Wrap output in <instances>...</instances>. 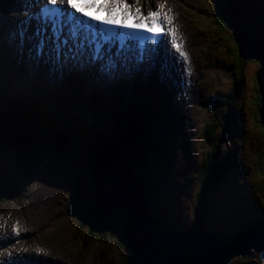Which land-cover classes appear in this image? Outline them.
Masks as SVG:
<instances>
[{
    "label": "rangeland",
    "instance_id": "obj_1",
    "mask_svg": "<svg viewBox=\"0 0 264 264\" xmlns=\"http://www.w3.org/2000/svg\"><path fill=\"white\" fill-rule=\"evenodd\" d=\"M166 1L168 7L177 14V18L183 24L181 28L185 34L186 47L191 50L193 61L199 66V75L203 76L204 74L210 80L208 78L203 80L202 77L203 82L197 83L193 90L177 88L173 92L170 86L165 85L164 80L168 78L170 81L173 80L178 83L182 81V73L180 72L182 67L180 64L167 63L160 70L166 75L157 76L160 78L159 80L153 78L152 84L146 88V90L151 91V96H155L154 92H158L156 101L162 100L161 105L172 111L170 115L159 114L157 116L159 125L161 119L169 120L168 124L172 129L168 136L169 144L177 148L179 145L186 147V142H189L190 139V146H192L191 152H188V149H185V152L182 150V153H185L182 156L183 159H180L183 166L180 164L179 168L174 167L171 165L172 158L169 159V166L161 174L165 175L164 186L168 180L167 187L160 190L155 196L152 194L148 197L150 200L149 211L153 217L152 219L148 216V221L156 227H158L156 224L158 221L164 228H175L185 232H189L194 227V210L197 208L196 211H199L200 208L198 207L200 198L197 194L199 192L197 177L199 179L200 177L199 175L196 176V169L199 168L197 151L201 154L203 150L218 143V138H222L226 145V147L222 146V158L232 156L240 165L248 164L247 171L250 167L252 170L251 175L247 176L249 183L247 188L229 189L227 185H222L210 201L204 204L201 218L206 217L205 229L209 233H215L218 239L214 236L213 238L221 242L220 240L226 239L224 235H235L234 232H238L242 225L250 224L254 219L261 220V216L264 218V202H260L264 200V191L260 189V182H264V170L258 163L262 161L264 166V139L256 126V106L254 104L256 97L255 78L260 69V64L258 60H247L246 64L239 65L235 60L236 54L231 51L229 44H226V39H228V43H231L230 37L232 35L235 37L234 31L231 34L230 31L222 30L215 19L220 8L226 4V0ZM136 2L145 7H150L154 3L152 0H136ZM10 3L8 2L5 6L8 7V10H2L0 1V27L2 24H9L8 19L18 14V11L13 12L14 9L20 6L24 9L23 0H18L15 7H13L14 3L9 5ZM26 62L31 68L34 67L31 61L27 60ZM26 73L36 74L37 69H29L24 75ZM38 79L41 81L40 74ZM95 80L96 78H92V75L86 78L91 92L89 96L92 97L93 103L78 96L83 101L79 99L77 104L81 105L83 102L84 106L89 104L93 114L97 115L98 112H102L103 119L108 117L114 120L116 118L117 110L113 112L109 109L111 104L119 106L114 102V98L125 100V103L121 105L123 107L128 98H132L130 96L138 92L130 83L123 86L117 84L114 88L118 90L114 88L107 90ZM28 85H31V82ZM47 85L50 86L48 83ZM2 86L4 85H1V88ZM3 91L7 93V91ZM3 91L0 89V93ZM191 91L195 92L196 95L192 96ZM124 92L129 93V96L125 97ZM217 93L218 96L231 95L230 104L234 105L231 111L228 109V112L232 113L226 114L229 120L227 119L224 125L220 123L221 118L224 119L225 115L220 117L219 100L215 101L212 109H209V104H206L209 99L207 98V101L203 99L205 96L211 95L212 97ZM135 102L138 103L137 100ZM147 102L149 103V101ZM186 105H189L190 108L185 109ZM40 108L47 114L52 111L47 103L41 104ZM52 108L55 109V106L52 105ZM123 113L124 111L121 110L122 116ZM15 114L16 118L22 117L20 113ZM178 119L183 123L179 122ZM186 120L190 122L188 123ZM49 123L51 124V121ZM1 126L8 127L9 130L15 129L13 125ZM23 126L24 128L20 127V130L24 136L27 133H30L31 136L34 135L33 123L29 121ZM53 127L50 132L44 125L41 126V140L47 135L51 136L52 133H58L59 128ZM94 131L103 134L100 129H94ZM158 132L160 131H156L155 134L162 136V133ZM164 135L166 136V134ZM208 136L214 137L211 144L206 140ZM61 140L63 141L65 138H61ZM61 140L56 139L58 143H61ZM36 144L38 145V141ZM86 145L92 147V145H88L87 141H77L70 142L67 147L62 149L56 148L57 151H55L54 156L43 160L32 171L30 176L34 181H26V186L18 194L17 207L11 205L13 207L11 209L19 213L20 204L28 205L25 220L31 228L36 224L32 231L25 232L30 234L28 242H39L48 247L50 252L47 255L44 253L38 255L35 247L27 243L24 246L19 244L7 249L0 246V259L10 254L11 251L18 255L25 253V258H31L29 254L35 251L33 264H118L119 259L124 254H131L132 251L129 252L127 245L128 235L125 232L126 236L121 229L116 228L120 222L116 217H112V223L115 224L108 231L99 234L102 237L105 234V237H95L88 233V227L81 225V218L77 215L81 211L80 207L69 209L73 205L77 206L74 193L79 191L80 184L86 186L87 182L90 181L89 162H86L87 157L84 152ZM141 147V143L134 144V149L137 151H140ZM13 149L8 151V159L14 156L15 151ZM168 150L165 154L169 153ZM195 151L196 154L193 153ZM168 155L171 157L170 153ZM154 172V170H150V173L154 174ZM226 176L228 178V175ZM135 184L138 185L137 182ZM256 201L262 205V211L254 210L256 218L253 219L252 211L247 206ZM24 210L26 209L24 208ZM50 210L53 215L46 218L47 214H45V218L37 223L38 216L32 217V212H41L44 215ZM116 211L121 214V209L116 208ZM121 216L123 218V215ZM49 218L53 223L43 230H39L41 224ZM262 224L264 227V223ZM22 229H26V227L22 225ZM201 229L204 232L202 224ZM160 232L162 233V231ZM1 234L0 231V236ZM257 234L264 238L263 230ZM7 237L8 235L5 233L4 236L0 237V241L4 240L2 238L7 239ZM6 245L4 244L3 247ZM122 253L124 254L122 255ZM221 264H264V243L252 247L247 256H231Z\"/></svg>",
    "mask_w": 264,
    "mask_h": 264
},
{
    "label": "water",
    "instance_id": "obj_2",
    "mask_svg": "<svg viewBox=\"0 0 264 264\" xmlns=\"http://www.w3.org/2000/svg\"><path fill=\"white\" fill-rule=\"evenodd\" d=\"M228 8L240 53L246 60L261 64L257 79L264 127V0H229ZM90 172L92 187L87 200L95 214L108 216L116 208L121 209L120 225L132 251L126 264H221L231 256H247L252 247L264 243V238L255 233L218 243L204 234L201 221L189 232L162 234L148 221L143 188L135 184L130 163L116 149L98 151ZM203 208L204 203L198 211L199 220Z\"/></svg>",
    "mask_w": 264,
    "mask_h": 264
},
{
    "label": "snow or ice",
    "instance_id": "obj_3",
    "mask_svg": "<svg viewBox=\"0 0 264 264\" xmlns=\"http://www.w3.org/2000/svg\"><path fill=\"white\" fill-rule=\"evenodd\" d=\"M109 2L110 0H26V5L34 11L29 12L20 23L21 43L25 39H32L27 29L34 20L37 26L33 51L37 58L48 52L57 63H100L103 65L102 70L115 69L118 58L121 57L125 62L130 61L127 51L135 54L137 67L141 62L152 61L158 52L156 46L164 45L168 38V33L164 32L158 19L161 13L153 11L145 17L137 8L134 15L131 11H122L119 5L109 8ZM38 5L42 6L36 10ZM164 18L171 22V17L165 15ZM170 32L171 46L182 61H187V53L180 51L176 41L175 28ZM15 38L14 33L13 39Z\"/></svg>",
    "mask_w": 264,
    "mask_h": 264
},
{
    "label": "trees",
    "instance_id": "obj_4",
    "mask_svg": "<svg viewBox=\"0 0 264 264\" xmlns=\"http://www.w3.org/2000/svg\"><path fill=\"white\" fill-rule=\"evenodd\" d=\"M228 1L226 0V4H224L221 8L219 13L217 14V17H215L216 22L219 24V27L226 31V32H231V34L234 31V27L232 25V21L230 20V16H229V8H228ZM229 41L231 43H228V39L225 40L226 44L230 46L231 51L233 53H235V60L237 61V63L239 65H243L246 64L248 61L246 60V58H244V56L240 53L239 51V47L235 41V38L233 37V35L230 37ZM260 63V62H259ZM261 68V66H260ZM5 71V69H2L0 72ZM259 72V71H258ZM258 74V73H257ZM6 79V78H4ZM7 79L9 81H12L14 79V76H7ZM255 94L256 97L254 99V104L256 106V111H255V116H256V126L259 128L260 133L262 134V138L264 139V127L262 125L261 122V116H260V109H261V93H260V88H259V83H258V79H257V75L255 78ZM223 101L222 103H229V101L231 100V95H227V96H220L217 100ZM218 101V102H219ZM212 108V106H210ZM61 116V115H60ZM59 116V117H60ZM138 127H134L132 126L129 130L125 129V131H119L114 133L109 141L107 142L106 140L104 141V143H116L120 149L125 151V154L127 155L128 160H130V162L135 163L138 162L139 163V167L137 170V175L138 178L141 181H146L145 179V166L141 165V160L144 158L145 155V151L149 148H151L152 143L146 139L145 134L142 133L140 130L137 129ZM212 129V128H211ZM116 130H123L116 128ZM150 132V131H149ZM160 133V132H159ZM150 134V133H149ZM153 135V134H152ZM159 135V134H158ZM117 136V137H116ZM120 139H119V138ZM214 138V137H213ZM212 136H208L206 138V140L208 141V143L211 144L212 142ZM167 138L160 136L159 141H164ZM142 144V147L140 149V151H137V149H134V144ZM154 144V143H153ZM109 146V144H106ZM6 144H2L0 143V175H1V179L4 180V176L8 173V168L6 167V164L4 163V148L6 147ZM262 147V145H261ZM159 150V149H157ZM215 147H213L211 150L208 151V149L205 151L204 153V161H203V165L200 171V176L202 178L203 181V186H202V190L204 188L205 184H209V182L214 179L212 178V170H213V162H214V156H213V152L215 151ZM32 153H33V149H30L28 151H24V152H16L14 154L13 157H11L12 163L14 164V170L15 171H21L24 168L27 167V165L29 164L30 159L32 160ZM169 154V153H168ZM213 156V158H212ZM264 157V155H263ZM30 158V159H29ZM151 165H159V160L158 159H153L151 160ZM260 167L262 168V170H264V166L262 165V161L260 163V161L258 162ZM158 168H153V169H149V170H157ZM14 171V172H15ZM162 172V169L160 170ZM160 172V173H161ZM159 173V174H160ZM220 174L218 173L217 176H219ZM216 176V175H214ZM260 189L262 191H264V182H260ZM91 190V186L90 183H87V185L80 189V191H78L77 193V197L79 198V206L81 208V222H82V226L83 227H88L90 230V233L92 234V236H97V237H102L101 234L102 232L108 231L110 229V227L115 224L112 223V217H116L120 222L122 221V216L121 214H119L116 210L112 211L108 216H102V215H97L95 214V212L93 211V209L88 205V201H87V196H88V192ZM9 193V192H8ZM201 194V193H200ZM9 197H11L10 193L8 194ZM200 198V197H199ZM200 200V199H199ZM207 202V200H206ZM258 205V204H257ZM117 225L116 228L121 229L124 233V229L122 228V226ZM256 222V220H255ZM260 223V222H257ZM262 223V222H261ZM264 223V222H263ZM126 235V233H125ZM237 235V232H236ZM127 236V235H126ZM103 237H105V234L103 235ZM102 237V238H103ZM128 241V239H127ZM131 252V249L130 251ZM124 253H122L123 255ZM128 260V254H124L122 256V258L119 259V264H126Z\"/></svg>",
    "mask_w": 264,
    "mask_h": 264
},
{
    "label": "bare ground",
    "instance_id": "obj_5",
    "mask_svg": "<svg viewBox=\"0 0 264 264\" xmlns=\"http://www.w3.org/2000/svg\"><path fill=\"white\" fill-rule=\"evenodd\" d=\"M10 19H13L15 22H18V24H19V21L17 20V18L14 16H12ZM33 23V22H32ZM31 23V24H32ZM16 34V38L15 39H13V34ZM11 35H12V39L15 41H18L19 40V38H18V34H17V32L15 31V29H12L11 30ZM28 35L29 36H31L32 37V35L28 32ZM32 40V39H31ZM29 41V40H28ZM29 43V42H28ZM27 44V40L25 39V45ZM28 47V46H27ZM27 49V48H26ZM46 53V52H45ZM185 53H187V56H188V59L190 58V56H189V54H188V52H187V50H185ZM191 59V58H190ZM10 71V70H9ZM12 76H14V75H12ZM26 77V79H28L29 81H31V83H34L35 82V78L34 77H32V76H29V75H27V76H25ZM84 84V83H83ZM81 88H82V84H80V83H78L77 84V86H73V88H72V90L75 92V94L76 93H79V91L81 90ZM84 92V91H83ZM155 93V96H151V95H149V96H147L148 98H150V97H156V95H157V97H158V92H154ZM80 94V93H79ZM84 94H85V92H84ZM124 95H125V97H128L129 96V93H127V92H124L123 93ZM225 96V95H224ZM227 96V95H226ZM128 100H130V98H128ZM146 101H149V102H152V101H155L154 99H152V100H147V99H145ZM114 101H116L118 104H120V105H123L124 103H125V100H122V99H116V98H114ZM165 105H166V103H165ZM75 109H78V108H75ZM159 127H160V132H161V129L163 130V129H165V126L161 123L160 125H159ZM155 129V128H154ZM154 129H151L150 130V134L152 135H158V134H155V132H156V130H154ZM73 132H75V131H73ZM159 133V132H158ZM170 153V152H169ZM232 157V156H231ZM232 158H234V157H232ZM162 172H164V169H162ZM252 215V218L254 219V218H256V215H255V212L254 213H252L251 214ZM254 222H255V219H254ZM5 228L7 227V226H4ZM262 228H264L263 226H262ZM5 235V233L4 232H2V234H1V236L0 237H2V236H4ZM234 237L235 238H240L239 237V235L237 234V235H234ZM8 238V237H7ZM2 239H6V238H2ZM1 240V239H0ZM22 264V263H21Z\"/></svg>",
    "mask_w": 264,
    "mask_h": 264
},
{
    "label": "clouds",
    "instance_id": "obj_6",
    "mask_svg": "<svg viewBox=\"0 0 264 264\" xmlns=\"http://www.w3.org/2000/svg\"><path fill=\"white\" fill-rule=\"evenodd\" d=\"M260 64V63H259ZM260 66H261V64H260ZM261 69V68H260ZM259 69V70H260ZM209 202V201H208ZM198 212V211H197ZM196 215V214H195ZM203 218V217H202ZM202 225H203V227H204V234L205 235H207V236H210V237H212L213 238V236H214V238L216 237V235H215V233H209V232H207L206 231V229H205V224H206V220L203 222V223H201ZM249 231V232H248ZM251 231V232H250ZM259 230H258V228H255L254 227V229H252V230H249V229H247V228H241L238 232H237V234L239 235V237H243L246 233H248V234H251V233H255V234H257V233H259L258 232ZM257 232V233H256ZM235 233V235H236V232H234ZM224 236H226V239H224V240H220L221 242H219V241H216L214 238V240L216 241V242H218V243H221V244H226V243H228V242H230V241H233V240H235V239H237V238H235L234 237V235H224ZM262 238V237H261ZM218 239V238H217Z\"/></svg>",
    "mask_w": 264,
    "mask_h": 264
}]
</instances>
